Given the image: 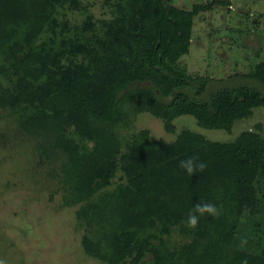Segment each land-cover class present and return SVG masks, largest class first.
Returning <instances> with one entry per match:
<instances>
[{
    "label": "trees",
    "instance_id": "1",
    "mask_svg": "<svg viewBox=\"0 0 264 264\" xmlns=\"http://www.w3.org/2000/svg\"><path fill=\"white\" fill-rule=\"evenodd\" d=\"M147 1L129 3L147 14L144 34L130 43L110 45L107 67L97 70L72 61L62 66L64 52L33 46L40 22L32 17L24 46L14 44L6 55L7 65H0V77L8 79L0 85V108L20 116L23 132L42 137V156L66 157L71 177L64 204H87L77 213L87 228L81 242L86 255L106 264H135L146 254L154 264H264V247L259 255L250 252L259 242L255 237H246L245 250L233 247L243 215L257 229L264 228V149L207 142L187 131L170 144L151 143L147 131L124 141L115 133L128 119L123 104L132 105L134 98V111L149 108L161 115L182 106L203 128H227L241 102L264 103V92L246 85L225 87L207 101L197 100L212 80L178 74L166 65L175 47L188 45L193 17L222 2L186 11L167 0ZM24 2L0 0V48L9 41L6 29L32 16ZM122 45L130 52L117 53L115 46ZM69 53L75 54L74 46ZM145 59L153 75L144 69ZM252 78L264 84L260 75ZM64 121L88 139L99 135L108 156L80 152L64 136ZM193 156L207 167L189 175L180 161ZM118 170L125 181L105 200L93 203L92 197L109 186ZM199 202L216 205L221 214L202 216L191 229L185 221ZM173 232L187 241L171 248L165 237Z\"/></svg>",
    "mask_w": 264,
    "mask_h": 264
},
{
    "label": "rangeland",
    "instance_id": "2",
    "mask_svg": "<svg viewBox=\"0 0 264 264\" xmlns=\"http://www.w3.org/2000/svg\"><path fill=\"white\" fill-rule=\"evenodd\" d=\"M167 1L186 11L195 5L222 2L211 11L194 16L188 45H178L174 48L176 53L165 58L166 65L178 74L212 80L197 100L207 101L211 93L236 85L264 92V84L252 78L254 75L264 78V0ZM129 3L130 0H25L23 7L32 16L6 29L9 41L0 48V65H7L6 55L14 44L24 46L31 18L35 17L40 26L32 40L33 46L64 52L62 66L72 61L90 69L107 67L110 45L113 47L114 42L122 40L130 43L149 26L145 10L132 9ZM73 46L75 54L70 55ZM118 46H115L117 53L130 52L129 47ZM142 65L153 75L146 59ZM7 82L8 79L0 77V85ZM187 93L195 99L192 91ZM130 102L132 105L129 101L123 104L127 122L115 129L123 141L147 131L151 143L170 144L187 131L207 142L264 149V103L241 102L234 107L231 120H225L227 128H203L182 106L156 115L149 108L134 111L133 105L138 100L134 98ZM19 122L20 116L15 112L0 108V264H106L86 255L82 248L87 228L77 213L87 204H64L71 177L66 157L49 160L42 156V137L23 132ZM62 125L64 136L80 152L108 156L99 135L88 139L70 122L64 121ZM124 181V174L118 170L109 186L91 201L102 202ZM239 226L241 232L233 247L245 250L244 240L250 235L259 240L250 252L261 254L264 228L257 229L246 215L240 218ZM165 238L171 248L187 241L177 232ZM120 264L133 263L126 260ZM135 264L154 262L146 254Z\"/></svg>",
    "mask_w": 264,
    "mask_h": 264
},
{
    "label": "clouds",
    "instance_id": "3",
    "mask_svg": "<svg viewBox=\"0 0 264 264\" xmlns=\"http://www.w3.org/2000/svg\"><path fill=\"white\" fill-rule=\"evenodd\" d=\"M180 167L189 175H193L197 170L203 172L207 165L203 161H200L198 157L193 156L181 160ZM220 214L216 205L208 202H199L189 211L185 223L189 228L195 229L198 226L200 217L205 215L218 217Z\"/></svg>",
    "mask_w": 264,
    "mask_h": 264
}]
</instances>
